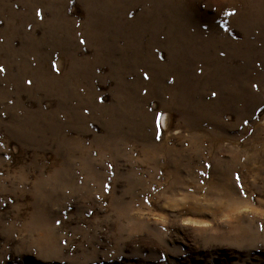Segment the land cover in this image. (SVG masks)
Segmentation results:
<instances>
[{
	"label": "rangeland",
	"instance_id": "1",
	"mask_svg": "<svg viewBox=\"0 0 264 264\" xmlns=\"http://www.w3.org/2000/svg\"><path fill=\"white\" fill-rule=\"evenodd\" d=\"M0 68V264H264V0H0Z\"/></svg>",
	"mask_w": 264,
	"mask_h": 264
},
{
	"label": "snow or ice",
	"instance_id": "2",
	"mask_svg": "<svg viewBox=\"0 0 264 264\" xmlns=\"http://www.w3.org/2000/svg\"><path fill=\"white\" fill-rule=\"evenodd\" d=\"M37 15H39V13H37ZM81 43H84L83 41H81ZM4 71V69L3 68H0V72H3ZM145 79H148V76L147 75H145V77H144ZM29 83H31L30 81H29ZM253 87L255 88L256 87V85H253ZM213 95H215L214 93H213ZM159 127H160V125H159V118H157V124H156V128H157V139H160V135H159ZM110 167V166H109ZM239 180H240V177L239 176H237L236 177V181H237V184H238V186H239ZM105 188L107 189V185L105 186Z\"/></svg>",
	"mask_w": 264,
	"mask_h": 264
}]
</instances>
